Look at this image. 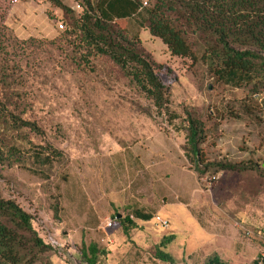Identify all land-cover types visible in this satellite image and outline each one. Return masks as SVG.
<instances>
[{"label": "rangeland", "instance_id": "1", "mask_svg": "<svg viewBox=\"0 0 264 264\" xmlns=\"http://www.w3.org/2000/svg\"><path fill=\"white\" fill-rule=\"evenodd\" d=\"M92 1L98 16L106 12L108 0ZM62 2L71 10L77 5ZM44 4L0 0V24L17 41H51L65 27L59 11L49 6L42 12ZM148 6L141 12L144 20ZM73 12L78 17L82 9ZM176 24L196 62L171 57L145 30L138 35L154 61L165 66L158 77L169 91L170 117L157 115L150 101L104 61L83 70L70 63L68 53L49 45L10 50L19 68L25 116L44 132L30 135L33 144H49L65 159L45 175L18 166L0 168V195L32 216L46 244L59 245L51 264H85L80 247L90 243L107 252L103 264H164L154 250L168 235L174 239L165 252L175 264H204L218 250L227 251L228 264H262L264 94L256 97L247 88L217 81L200 60L211 38L182 20ZM186 113L204 124V164L254 169L198 179L183 151ZM135 211L152 219L135 228L118 223L124 218L135 223ZM156 217L169 227L160 228ZM209 236L215 237L210 248Z\"/></svg>", "mask_w": 264, "mask_h": 264}, {"label": "trees", "instance_id": "2", "mask_svg": "<svg viewBox=\"0 0 264 264\" xmlns=\"http://www.w3.org/2000/svg\"><path fill=\"white\" fill-rule=\"evenodd\" d=\"M74 1L82 9L78 17L62 0H44L51 9L61 13L65 27L51 41H17L0 24V168L18 166L45 175L55 163L65 159L51 145L35 146L31 140V134L40 137L44 132L25 116L19 68L10 58L13 48L22 53L29 48L40 50L43 45H49L68 53L70 63L83 70L96 61H104L150 101L157 115H171L168 88L158 77L165 66L154 61L139 37L130 36L117 23L98 16L99 7L92 0ZM181 20L211 38L200 60L217 81L247 88L256 97L264 94V0H150L142 28L151 38L159 39L171 57L196 62V55L177 27L176 23ZM175 119L176 116L169 121ZM184 130V155L198 179L208 173L254 169L222 162L204 164L201 157V146L206 138L203 122L186 113ZM135 215L143 222L152 219L140 211H135ZM118 223L136 227L128 218ZM173 239V235L162 238L154 250L156 260L175 264L172 256L165 252ZM52 254L55 250L38 235L32 216L15 201L0 195V264H51ZM106 254L92 243L80 247V257L85 264H103ZM261 263L264 264V258ZM204 264L228 263L215 254Z\"/></svg>", "mask_w": 264, "mask_h": 264}, {"label": "crops", "instance_id": "3", "mask_svg": "<svg viewBox=\"0 0 264 264\" xmlns=\"http://www.w3.org/2000/svg\"><path fill=\"white\" fill-rule=\"evenodd\" d=\"M103 0H99V4L101 5ZM146 0L141 1H135V4L130 2L129 0H108V4H106V12H99L100 16L109 22L117 23L120 27H122L127 34L130 36H137L139 35V32L141 30H144L142 28V23L144 21V16L142 13H138L139 6L142 4V2H145ZM95 4V3H94ZM69 7V6H68ZM74 8V7H72ZM42 12L49 9V4H44L40 8ZM111 9L112 12H108V10ZM22 9L19 8L16 10L21 11ZM34 10V8L32 9ZM134 16H138V18H134ZM51 32V31H50ZM49 32V34H50ZM168 212L165 211V215L167 216ZM171 220V219H170ZM139 223H144L141 220L136 219L135 224L139 225ZM211 235V234H210ZM233 239H236L235 233H233ZM214 236H209V248L212 246V242L210 240H213ZM218 255L221 260L227 262L229 258L227 257V251L226 250H218L213 255ZM212 255V256H213ZM211 256V257H212ZM210 258V257H209ZM208 259V258H207ZM228 263V262H227Z\"/></svg>", "mask_w": 264, "mask_h": 264}, {"label": "built area", "instance_id": "4", "mask_svg": "<svg viewBox=\"0 0 264 264\" xmlns=\"http://www.w3.org/2000/svg\"><path fill=\"white\" fill-rule=\"evenodd\" d=\"M10 3H11L12 5H15V4L17 3V0H10ZM147 6H148V3H147L146 1H145V2H142V4L139 6V9H138L137 12H138V13H141V12H142ZM79 9H80L79 5H75V7L72 8L73 11H79ZM58 28H59L60 30H62V29H63V25L60 24V25L58 26ZM155 221H156L157 225H159L160 228H162V229H167V228L169 227V223H168V221H166V220H164V219H162V218L156 217V218H155ZM106 227H107V228L112 227V221H109V222L106 224ZM49 245H50L53 249H58L57 247L59 246L57 243H55V242H53V241L49 242Z\"/></svg>", "mask_w": 264, "mask_h": 264}]
</instances>
